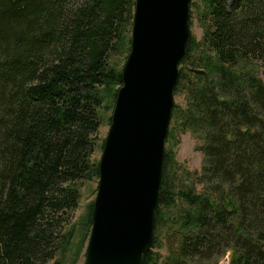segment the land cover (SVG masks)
<instances>
[{"label":"trees","instance_id":"trees-1","mask_svg":"<svg viewBox=\"0 0 264 264\" xmlns=\"http://www.w3.org/2000/svg\"><path fill=\"white\" fill-rule=\"evenodd\" d=\"M80 1L0 0V264L54 262L80 188L100 178L99 110L104 89L118 87L115 103L123 86L111 56L136 0ZM205 11L175 90L190 103L170 125L201 141L204 189L177 178L166 148L144 264H218L229 252L228 264H264V0H208Z\"/></svg>","mask_w":264,"mask_h":264},{"label":"water","instance_id":"water-1","mask_svg":"<svg viewBox=\"0 0 264 264\" xmlns=\"http://www.w3.org/2000/svg\"><path fill=\"white\" fill-rule=\"evenodd\" d=\"M191 4L136 0L85 264H144L152 250L175 90L191 38Z\"/></svg>","mask_w":264,"mask_h":264},{"label":"rangeland","instance_id":"rangeland-1","mask_svg":"<svg viewBox=\"0 0 264 264\" xmlns=\"http://www.w3.org/2000/svg\"><path fill=\"white\" fill-rule=\"evenodd\" d=\"M84 0L77 3L76 7L81 5ZM208 0H192L191 4V36L195 42H199L204 34V17L205 10L207 8ZM136 3V1H135ZM135 9L132 13L126 30L124 33V46L123 49L113 52L111 56V63L117 69L123 71L124 65L129 56L128 46L132 42V28L134 20ZM118 90V87L111 86L108 91L104 89L106 99H104V105L99 110V117L101 120V126L98 133V139L95 147V151L92 157V161L99 165L102 158L104 145L109 134L111 127L112 116L115 109L113 101L114 92ZM107 91V92H106ZM186 94H179L175 97V105H178L179 111L184 112L189 106V98ZM109 96V98H107ZM174 112V110H173ZM179 115V114H178ZM173 116V115H172ZM177 123V121H175ZM181 122H179V126ZM172 130V131H171ZM169 136L171 137L168 144H166L167 151L169 152L173 161V169L177 174V178H182L187 185H193L199 180L202 175V171L205 166V155L200 151L202 146L201 141L196 134L191 132L180 133L179 130L174 128L169 129ZM99 179L94 178L92 182L85 183L80 188V201L77 210L73 214L71 223L66 227L65 235L67 234L68 244L58 253L56 259L51 264H85L87 247L91 236L92 227L88 228L87 218L90 214V206H94L98 188ZM196 189L199 194L203 193L204 185L196 183ZM164 245L161 249H156L155 253H159L162 257L161 263L169 260L170 253L167 246V242L164 241V237H161ZM232 253H228L222 258L218 264L230 263Z\"/></svg>","mask_w":264,"mask_h":264}]
</instances>
